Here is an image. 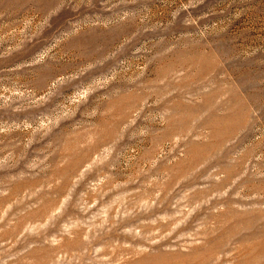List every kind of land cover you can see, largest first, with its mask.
Instances as JSON below:
<instances>
[{
	"label": "rangeland",
	"instance_id": "rangeland-1",
	"mask_svg": "<svg viewBox=\"0 0 264 264\" xmlns=\"http://www.w3.org/2000/svg\"><path fill=\"white\" fill-rule=\"evenodd\" d=\"M0 264H264V0H0Z\"/></svg>",
	"mask_w": 264,
	"mask_h": 264
},
{
	"label": "clouds",
	"instance_id": "clouds-1",
	"mask_svg": "<svg viewBox=\"0 0 264 264\" xmlns=\"http://www.w3.org/2000/svg\"><path fill=\"white\" fill-rule=\"evenodd\" d=\"M85 163V162H84ZM83 166V165H82Z\"/></svg>",
	"mask_w": 264,
	"mask_h": 264
}]
</instances>
